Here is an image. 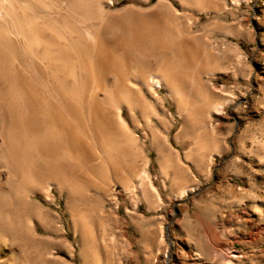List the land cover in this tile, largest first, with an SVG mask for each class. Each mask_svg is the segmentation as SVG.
Listing matches in <instances>:
<instances>
[{
    "label": "rangeland",
    "instance_id": "obj_1",
    "mask_svg": "<svg viewBox=\"0 0 264 264\" xmlns=\"http://www.w3.org/2000/svg\"><path fill=\"white\" fill-rule=\"evenodd\" d=\"M35 1L40 14L48 17L58 10L63 12L66 0ZM101 1L99 9L115 20L117 15L126 13L124 23H132L127 16L151 22L153 5L158 1L165 3L156 21L171 30V34L167 33V39L173 40L171 50L131 48L127 52L133 57L129 74L137 63L141 72H148L159 69L163 57L173 58L177 66L173 83L179 89L178 95H186L184 85L192 92L186 109L189 129L181 136V117L164 89H158L157 96L152 97L128 78L127 98L149 104L162 123L156 116H149V123L156 130L153 136L139 107L120 106L135 149L124 161H114V165L93 144L89 130H80L96 157L91 163L101 160L105 171L91 173L81 164L79 173L89 184L78 186L77 200L68 207L67 192L54 185L46 198L42 183L48 177L34 170L35 166L25 171L17 161L12 165L14 176L3 167V161L16 158L10 157L7 148V121L11 116L6 102H0V149L5 151L4 154L0 150V264H264V0H204L222 8L213 14L199 13L192 0H113L111 4ZM13 4L16 6L17 2ZM127 7H134L139 13ZM97 22L95 28L99 29ZM113 24L106 30L108 38L121 35ZM184 43L191 46L190 70L178 67L181 51L177 49ZM24 49L13 42L0 47V56L13 54L10 64L3 65L4 60H0L2 84L7 71L14 73L9 77L16 75L14 79L6 75L13 81L39 80L30 76L31 57ZM76 78V85L81 88L84 79L79 74ZM36 81L33 82L40 85ZM99 81L100 107H109L111 98L106 92L114 87V82L111 77ZM87 83L89 87L93 84L91 80ZM48 89L44 92L48 103H58V96H52ZM206 90L211 102L225 98L230 101L219 113L203 117L205 122L198 126L195 109L202 104L196 101L195 93L200 96ZM89 95L88 91L80 93L79 114L86 120L89 114L84 101ZM61 110L74 123L66 109ZM196 134L198 138L194 137ZM158 140L161 142L155 144ZM23 142H17L19 149L24 147ZM195 144L200 146L198 150H194ZM156 146L168 154L167 163L160 162ZM137 152L146 160L147 180L159 195L158 201L153 200L148 189V197L142 196L135 185L142 166ZM3 154H8V159ZM122 179L130 183L126 191L119 184ZM183 187L187 191L178 197L176 194Z\"/></svg>",
    "mask_w": 264,
    "mask_h": 264
},
{
    "label": "bare ground",
    "instance_id": "obj_2",
    "mask_svg": "<svg viewBox=\"0 0 264 264\" xmlns=\"http://www.w3.org/2000/svg\"><path fill=\"white\" fill-rule=\"evenodd\" d=\"M14 1L17 2L16 6L13 4ZM103 1L111 4L113 0ZM232 1L234 3L239 2V0ZM99 2L102 1L66 0L63 3V12L58 10V13H54L56 15L49 14L50 16L44 17L38 11V5L35 0H0V47H7V44L11 42L25 46L26 49L24 50L31 57L30 61L33 70L30 72V76L32 77L31 74L37 76L39 78L37 81L40 83L37 86L33 82L36 80L26 81L22 78H17L13 81L6 79V75L9 77L12 73H8V71L5 77L2 76L5 82L4 84L0 82V85H3L0 87V102H6V106H8L7 108L5 107L6 111L8 109L7 113H10L9 116H11L9 118L10 121L6 120L9 122L8 137H6L10 145L6 147L8 148L10 157L16 158L13 161L9 160V162L3 161L4 163L2 162V164L8 173L13 174V176L12 165L17 164V161L18 165H21V168L25 171L28 169L33 170V166H35L34 170L38 169L40 172H43L42 175L48 177L42 183L46 198L48 197V190L54 185L58 189L67 192L66 202L68 207H72L77 200L75 195L78 193V186L89 184L88 180L83 179L79 173V166L81 164L91 173L105 171L103 169L105 163L101 162V160L98 159L96 162L91 163V160L95 156H93V151L89 143H87L88 141L81 135L80 130H89L91 135L89 137L93 139V144H95L103 156L107 159L109 157L110 162L114 165V161L115 163L118 161L120 163V160L124 161L135 149V147L132 149L134 141L127 135L120 106L128 107L131 104V106L139 107L141 115L144 118L143 121L146 127L153 133V136L156 134V130L150 125L149 116H156L158 121L162 123V118L160 119L157 116L158 114L153 112L149 104L138 102L136 98H133L134 101L136 100L135 102L127 98L125 92L127 90L126 80L128 78L132 80L131 82L134 85L138 83L143 86L152 97L157 96L156 91L158 89H164L166 95L175 103L177 115L181 117V136L186 135L189 129L188 124H190L188 122L189 114H187L186 109L188 95L192 92L184 85L186 95L184 98L178 95L179 89L175 86L176 83H173V73L177 69L176 64L174 65L172 62L173 58L166 55L167 57H163V64L159 69L148 72H141L137 63L135 67H132V74H129V68L132 66H130V62L133 57L130 55V58L127 52L129 53L131 48L153 52L171 50V41L173 42V40L170 41V39L172 37L167 39V33L171 34V30L165 24L160 25L156 21V15L160 12L159 9L162 6L166 7L165 3L158 1L157 4L153 5L151 10L154 18L150 20L151 22L144 21L140 17L127 16L126 19L132 23H124L123 20L125 19L123 16L126 13L117 15L115 20L110 14L107 15V13L105 14V12L99 9ZM204 2V0H192L194 8L199 13L213 14L218 13L222 9L214 1L213 4H206ZM127 8L136 11V14L139 13V10L134 7ZM35 14L38 16H35ZM97 20L99 21V29L95 28L96 23H98ZM94 21L96 22L94 23ZM114 22L116 23L115 25L113 24ZM112 24L121 30V35L116 37L108 33L115 37L114 39H112L113 37L108 38L106 36V30ZM187 46L184 43L180 49H177L181 51V56L180 54L178 55L180 58L178 67L190 70L192 57H190L189 50H191V46H189L190 48ZM1 52L3 51L1 50ZM8 55L6 52L0 56V60H4L3 65L10 64L13 58H10V56L13 54ZM75 70H78L79 73H76ZM210 72L205 71V73ZM47 73L52 78L51 83H49ZM78 74L82 75L81 79H84L85 83L81 88L76 85ZM14 76H12V79H14ZM103 77H111L112 82H114V87L108 89L106 92L111 98V103L109 107L104 108L100 107L99 99L97 98V93L102 90L99 80ZM24 79L28 78L25 76ZM90 80L93 84L89 87L87 82ZM47 88L52 90L50 92L53 93L52 96L56 95V98L58 96L56 99L57 101L59 100L58 103H48L44 95ZM103 90L105 91V88ZM87 91L90 95L84 101V105L86 106L84 107L87 108L86 110L89 114L86 120V118L84 119L80 116L79 109L82 103L80 102V93ZM106 94L104 96L107 97ZM195 99L204 108V110L202 107V109L200 107L195 109V114L198 116L196 125L198 126L205 122L206 119H203V117L207 118L212 113H219L223 106L230 101V99L225 98L221 101L211 102L208 99L207 90L204 94H200V96L195 93ZM100 101L103 102V100ZM62 108L66 109L74 123H71L62 114ZM193 123L195 124V121ZM194 137L198 138V135L196 134ZM155 140L157 141V139ZM19 141H24L22 143L24 144L23 148H18L17 142ZM160 142L158 140L155 144H159ZM4 143L6 144V142ZM12 147L14 151L11 149ZM161 147L163 149L164 145ZM214 147L216 148L215 145ZM156 148L158 147L156 146ZM199 148L200 146L195 144L194 150H198ZM3 149L2 147L0 150ZM162 149L160 147L157 149L158 157H160L161 163H167L168 154H165ZM110 152L111 154L109 155ZM3 153L5 154V151ZM8 154L4 156L6 157ZM136 157L141 158V162H139L140 159L138 162L142 166L139 173H136L135 185L141 191L142 196L148 197V194H150L154 198V201H158L159 195L147 180L146 160L145 158L143 159V156L139 152H137ZM196 157H199V155ZM6 158L8 159V157ZM0 167L2 168V166ZM116 168L118 169L117 166ZM120 181L119 184L123 191L129 189L130 183L123 181V179ZM146 189H148V194H146ZM186 191L187 187H183L176 195L181 197Z\"/></svg>",
    "mask_w": 264,
    "mask_h": 264
}]
</instances>
